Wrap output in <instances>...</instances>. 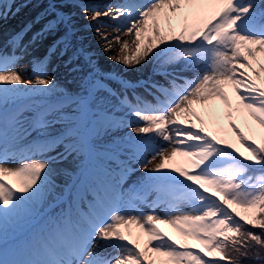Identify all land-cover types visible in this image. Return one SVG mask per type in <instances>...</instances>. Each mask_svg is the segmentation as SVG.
<instances>
[{
    "label": "snow or ice",
    "instance_id": "6c2138e0",
    "mask_svg": "<svg viewBox=\"0 0 264 264\" xmlns=\"http://www.w3.org/2000/svg\"><path fill=\"white\" fill-rule=\"evenodd\" d=\"M7 11L0 9V18ZM83 11L92 13L105 51L113 40L120 44L121 55L110 58L129 69L156 58L168 86L152 85L160 94L155 103H132L123 93L120 99L108 85L116 74L97 70L77 49L73 57L83 56L89 71L74 88L57 91L42 61L31 76L16 70L26 49L22 33L10 39L11 54L0 52V264L264 261V0H125L104 12ZM101 16L115 22V35L101 31ZM59 25L66 31L50 56L71 46V16L57 13L33 37ZM122 30L131 41L121 40ZM177 62L182 67L169 70ZM186 70L191 79L181 75ZM34 97L41 102L23 107ZM222 116L244 150L217 134ZM132 124L139 126L125 137L114 135ZM33 133L38 141L26 143ZM149 151L151 159H141ZM177 156L183 165L171 167ZM132 159L145 176L129 193ZM12 160L17 166H6ZM146 190L168 211L139 212L133 205ZM94 240L103 244L93 248Z\"/></svg>",
    "mask_w": 264,
    "mask_h": 264
},
{
    "label": "bare ground",
    "instance_id": "6f19581e",
    "mask_svg": "<svg viewBox=\"0 0 264 264\" xmlns=\"http://www.w3.org/2000/svg\"><path fill=\"white\" fill-rule=\"evenodd\" d=\"M1 1H3V0H0V2ZM79 1L82 2V4H84V5H88V6H91L94 8H98V10H100L101 12L107 11L110 6H115V5H112L113 4L112 2L114 0H110V1H108V0H79ZM13 2L15 3L13 8L18 7L17 9H19V10L16 11V14L13 12H9L8 14L11 15V17L15 18L16 24L9 26V21H5L6 24L4 23V20H5L4 18H6V17L0 18V52H6L8 54H11V52L14 49L9 44L10 39L16 33H22V35H23L22 47L25 48L26 51L18 52V54L22 58L16 64V66H15L16 70H21L22 72L27 73L28 76H31V74L34 70V66L37 64V61H42L43 64L45 65V70L48 71L47 72L48 74H49V72L56 74L54 76H57V74H62V69L60 68L59 61L53 60L56 55H51V56L49 55V49L52 47L53 41L57 36H54L51 33V31H44L43 35H40L35 40H33V37L36 36V34L41 32L43 24L46 22L45 20L49 19L50 17H53L54 19L56 18L57 12L55 11V8L57 7L59 9L58 5L56 4L57 0H53V1L48 0V2H46V6L48 7L46 12L45 13L38 12L34 16L25 13V7L26 6H24V4L22 2H20V0H14ZM94 2L102 3L101 6H103V3L105 2L104 3L105 8L97 7V4ZM106 2H108V3H106ZM82 4L75 6V7L74 6H66L64 8V10H62V8L60 10L63 11V14L71 16L72 21H73L74 19H77V18H83L84 13L82 12V8H83ZM0 9H3L6 11V7H4L2 5V3H0ZM36 15H38L37 18H36ZM35 20H37L38 22L36 25L32 26L31 24L33 22H35ZM100 22L106 23L105 25L107 26L105 28H101V30H104L110 36L115 35V22L114 21H112L111 19H109L107 17L101 16ZM61 29H62L61 34H64L66 29L63 25H62ZM123 39H128L129 41H131L132 37L125 34L124 31L122 30L121 31V40H123ZM103 46H105V44H103ZM111 50L115 51L117 56L121 55L120 44H117L114 40L112 41V49ZM157 64H158V61L156 58H153L151 61L147 62L146 68H147V73H148L147 77L148 78H146V80H148V82L146 84L142 83L141 85H138V87H136L137 89H139L142 92V94H140V96H142L145 101L151 102V103H155L154 94L158 93V92H156L155 88L152 87V85L153 84H159V85L164 86V83H165L164 82L165 77L158 74V72L156 71ZM172 67H174V66H169V70H171ZM181 67H182V63L178 64L175 68L179 69ZM187 73H188V70L181 72V75L185 76V74H187ZM53 74H52V76H53ZM192 77L193 76H189L188 78L191 79ZM136 90L134 88L135 92H137ZM158 95H159V93H158ZM230 95H231V92H230ZM121 99H123V96ZM137 100H139V99H137ZM133 102L135 103L137 101H133ZM236 122L241 126V128H243L246 135H251L248 127L244 124V121L240 116L236 117ZM221 123L223 124L224 129L227 128L228 131H227V133L222 131V132H218L217 134L222 136V137L224 135H226V137L228 138L230 143H233L236 145V147H239V148H241V150H244L243 146L240 144V142L236 138L235 134L228 128L226 118L223 116L221 118ZM256 138H257V140H259L258 135L256 136ZM27 140H28V138H27ZM27 140H26V142H27ZM168 163L171 167H176L179 163H184V162H183L182 157L177 156V157L173 158V160L169 161ZM6 166L15 167V166H17V163L15 160H12ZM66 167H70V166H68L67 164H63L61 166V168H66ZM149 167H151V165H149ZM63 180H64V178H63ZM63 180H61V182H63ZM128 192L130 193L131 191L128 190ZM162 205L163 204H159L157 207V210H162L163 209ZM158 227H160L163 230L171 233L172 234L171 236L179 242H186L189 245H193L196 242L192 238H189V237H184V238L179 237V232L169 224H159ZM136 231H138V230L134 229V233ZM144 239H146V237ZM142 243H143V241H142ZM98 244L102 245L103 241L94 240L93 241V248H95L96 245H98ZM195 245L197 247H200L199 244L198 245L195 244ZM105 251H112V249H105Z\"/></svg>",
    "mask_w": 264,
    "mask_h": 264
},
{
    "label": "rangeland",
    "instance_id": "374dc122",
    "mask_svg": "<svg viewBox=\"0 0 264 264\" xmlns=\"http://www.w3.org/2000/svg\"><path fill=\"white\" fill-rule=\"evenodd\" d=\"M47 1L48 0H21L24 6H26L25 13L30 14L32 16H34L36 13L40 11H43V12L46 11L45 5ZM94 3H97V7L105 8L104 3H103V6H101L102 4H100L99 2H94ZM122 3L123 2H121V4ZM78 5H81V4L77 0H60L59 6L64 9L66 6L75 7ZM113 5H116V3L114 2ZM12 6L13 4H11V8ZM14 11L16 13V9ZM82 12L84 13L83 18H77L72 21L71 46L69 47L67 53L64 56L57 55V57H54L53 59V60L59 61L60 68L62 69V74H57V76H54L56 74H53L51 72H49V74L47 73L48 77H51L57 82V91H62L64 88H74L76 86V81L78 80V78L82 74L87 73L89 71V65L83 56L79 57L78 59L76 57H73V52L74 50L78 49L79 44L83 45L84 47L83 50L86 51L87 54L92 58L93 64L94 66H96L97 70H103L106 73H113V74H116V76L120 75L122 78L126 79L127 81L132 82L134 85L136 84L139 85L143 83L145 81L144 79L147 78V74H148L147 68H146L147 62L142 63L141 65H138L135 68L129 69V68H126L123 64L117 63L114 59L110 58V57H117V55L115 51L113 50H109V51L104 50L106 45L103 46V44H105V42L103 41L102 38L98 37L96 34L97 25L89 22L92 13L85 14V12L83 11V8H82ZM5 19L10 21L12 18L7 15V18ZM15 21L16 20L14 19L12 20V22H15ZM37 22L38 21L35 20V22H33L31 25L34 26L37 24ZM100 23L103 25L106 24L104 22H100ZM61 27L62 25H59L55 30L51 31V33L53 35L54 34L59 35L62 30ZM102 28H105V27H102ZM101 31L106 33L104 30H101ZM70 57L72 58L71 63H69ZM81 59H83L84 62ZM80 60L84 64H82ZM178 64H180V62H177L174 65V67H176ZM72 67L74 70H72ZM188 73L194 74L193 71H188ZM122 90L120 92V89L117 88V91L120 94L123 92ZM125 96H127V98L132 99L131 93H127L125 94ZM112 102L115 103V100H113ZM226 121H227V118H226ZM137 126H139V124H132L131 127H121L119 130L114 132V135H116L117 137H125L128 133L132 131V128L137 127ZM227 131L228 129L225 128L224 132L227 133ZM132 134L133 136H135V133H132ZM223 138L228 140L226 135H224ZM156 143H160V141H156ZM151 155L152 153L149 151L143 157H141V159L149 160L151 159ZM126 159H128V157H126ZM63 164H67L68 166H70V162H67V163L53 164L52 167L54 169H63L61 168ZM182 165L183 163H179L177 166H182ZM129 167L132 168L131 169L132 180L128 182L129 183L128 186H130V188L137 189V181L141 180V178L145 176V172L140 168V161L136 159H132L129 161ZM56 178L59 180L63 179V177L61 176H57ZM151 191L152 190H146V191L139 192V195L141 198L137 201L139 204H142L144 208H146L145 209L146 211H148V213H145V214H149L152 212L151 210L149 212V209H147L148 207L147 202H149L150 200H154L155 203L161 202L160 199L158 198L157 192H155L154 196L152 197L150 196ZM155 212L158 213L157 211ZM141 213H144V212H141ZM158 214H162V213L160 212ZM179 237L184 238L183 236H181L180 233H179ZM196 242L199 243V241H196ZM196 242L195 244H197Z\"/></svg>",
    "mask_w": 264,
    "mask_h": 264
},
{
    "label": "trees",
    "instance_id": "16d2710c",
    "mask_svg": "<svg viewBox=\"0 0 264 264\" xmlns=\"http://www.w3.org/2000/svg\"><path fill=\"white\" fill-rule=\"evenodd\" d=\"M250 227V226H246ZM254 231H259L258 229H253ZM241 264H264V261H257L255 259H246L244 257H240Z\"/></svg>",
    "mask_w": 264,
    "mask_h": 264
}]
</instances>
